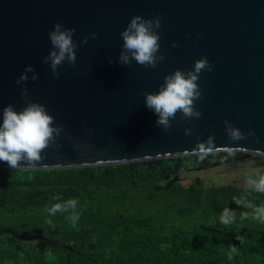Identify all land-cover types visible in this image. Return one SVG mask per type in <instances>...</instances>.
<instances>
[{
	"label": "water",
	"instance_id": "95a60500",
	"mask_svg": "<svg viewBox=\"0 0 264 264\" xmlns=\"http://www.w3.org/2000/svg\"><path fill=\"white\" fill-rule=\"evenodd\" d=\"M136 15L161 19L157 31L165 59L156 68L117 62L121 32ZM57 22L76 29L78 45L75 65L65 61L58 79L44 63ZM92 33L98 35L92 38ZM204 57L213 70L198 80L202 96L195 106L201 117L188 120L177 113L170 130L158 127L157 115L145 106V93L158 92L166 75L192 69ZM29 64L38 79L33 81L29 72L28 80L17 84ZM24 87L29 100L45 105L64 131L36 167L21 161L15 169L189 156L196 155L192 150L200 143L209 153L255 155L264 151V0H0V123L7 105L18 111L26 106ZM226 119L255 135L230 141ZM1 168L13 169L5 162Z\"/></svg>",
	"mask_w": 264,
	"mask_h": 264
},
{
	"label": "trees",
	"instance_id": "16d2710c",
	"mask_svg": "<svg viewBox=\"0 0 264 264\" xmlns=\"http://www.w3.org/2000/svg\"><path fill=\"white\" fill-rule=\"evenodd\" d=\"M232 153L1 168L0 264H264V224L241 222L240 214L251 210L233 200L247 196L262 206L264 193L233 184H185L176 177L239 154ZM68 199L78 201L76 227L70 213L45 212ZM225 208L236 213L231 226L220 223ZM232 246L237 253L229 260Z\"/></svg>",
	"mask_w": 264,
	"mask_h": 264
},
{
	"label": "clouds",
	"instance_id": "9594fccd",
	"mask_svg": "<svg viewBox=\"0 0 264 264\" xmlns=\"http://www.w3.org/2000/svg\"><path fill=\"white\" fill-rule=\"evenodd\" d=\"M160 27L159 16L154 19H145L140 15L133 16L127 27L121 32L123 45L117 62L123 66H131L135 61L141 66L156 68L165 59V56L159 51L160 36L157 30ZM75 31V28H66L62 22H57L53 30L49 32L52 49L44 57V63L50 64L53 76L57 79L60 77L58 69L65 61L70 65L76 63L78 45L73 39ZM97 35L98 33H92V38ZM88 40L89 37H84L83 43L87 44ZM173 46L178 45L174 44ZM108 59L109 63L113 62L111 57ZM212 70L213 65L207 57L198 59L192 69L184 71L178 68L173 73L166 75L158 92L145 93V106L157 115L156 124L158 127L162 126L165 131L170 130L171 121L176 118L177 113H180L183 119L188 120L201 117L202 113L195 106V101L202 96L198 80L202 72ZM29 72L33 73L31 77L33 81L38 79V74L29 64L24 72L17 77L16 83L21 84L27 81ZM21 94L26 101V106L18 111L12 104L7 105L3 108L2 123H0V162L7 163L13 169L19 168L21 161H26L29 167H36L40 161L45 159L42 152L51 146L64 131L62 124H54L55 117L47 111L45 105L29 100L27 87L22 89ZM224 124L228 138L232 142H238L246 139L247 136L255 135L254 130L244 133L227 119ZM191 132V129H185V135H191ZM214 138V134L208 137V146L212 145ZM58 147L59 145H57ZM192 151L200 159L209 154L208 148L203 143L197 144ZM232 154L229 151V155ZM254 154L264 156V151L256 150ZM246 184L248 189L264 193V175H260L258 179L249 175ZM53 199L59 201L60 197L54 196ZM233 200L237 205L251 210L240 214L241 222L251 219L264 224V205L256 206L247 196L233 198ZM77 204L76 199H68L63 203L57 202L51 207L45 208V212L50 216H55L58 212L70 213L68 219L71 221L72 227H76L80 218ZM219 219L221 224L231 226L236 222V213L225 208ZM46 223L55 227L51 219H48ZM237 238L243 242L240 236ZM236 253L237 248L232 246L228 252V259L231 260Z\"/></svg>",
	"mask_w": 264,
	"mask_h": 264
},
{
	"label": "rangeland",
	"instance_id": "374dc122",
	"mask_svg": "<svg viewBox=\"0 0 264 264\" xmlns=\"http://www.w3.org/2000/svg\"><path fill=\"white\" fill-rule=\"evenodd\" d=\"M242 156L239 153L229 159L212 160L205 166L190 167L176 177L185 184H233L247 188L249 175L257 179L264 175V156Z\"/></svg>",
	"mask_w": 264,
	"mask_h": 264
}]
</instances>
